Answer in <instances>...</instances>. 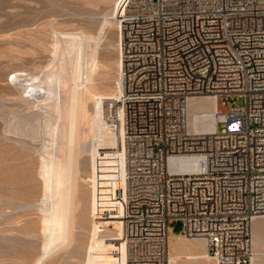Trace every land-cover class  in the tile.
Instances as JSON below:
<instances>
[{
	"label": "built area",
	"instance_id": "1",
	"mask_svg": "<svg viewBox=\"0 0 264 264\" xmlns=\"http://www.w3.org/2000/svg\"><path fill=\"white\" fill-rule=\"evenodd\" d=\"M116 6L121 91L101 113L113 144L96 152L109 193L94 219L119 223L125 264H168L176 221L215 264H250L252 221L264 220V0ZM207 96L216 128L191 131L188 100Z\"/></svg>",
	"mask_w": 264,
	"mask_h": 264
},
{
	"label": "rangeland",
	"instance_id": "2",
	"mask_svg": "<svg viewBox=\"0 0 264 264\" xmlns=\"http://www.w3.org/2000/svg\"><path fill=\"white\" fill-rule=\"evenodd\" d=\"M116 5V0H0V264H123L125 252L115 240L119 223L97 222L93 216L100 196L109 193L102 187L106 170L96 152L113 144L101 113L106 100L116 99L121 91ZM68 33L83 38L84 52L90 56L84 53L85 82L78 89L82 102L73 149L70 214L57 237L44 223L56 197L52 189L46 191L41 166L46 161L51 170L59 162L65 168L68 159L75 74L74 41L63 38ZM92 58L97 62L94 72L89 65ZM196 100L204 105L196 112L213 109L211 99ZM236 101L243 104L242 98ZM51 177L50 173V181ZM254 223L252 228L263 235V220ZM169 226L179 241L202 243L197 251H205L202 240L180 235L179 221ZM204 260L203 264H214ZM259 264H264V257Z\"/></svg>",
	"mask_w": 264,
	"mask_h": 264
},
{
	"label": "bare ground",
	"instance_id": "3",
	"mask_svg": "<svg viewBox=\"0 0 264 264\" xmlns=\"http://www.w3.org/2000/svg\"><path fill=\"white\" fill-rule=\"evenodd\" d=\"M118 0H116L117 2ZM117 7V6H116ZM120 9H116L117 16L119 15ZM63 38L71 39V41H74V66H75V74L73 78V89L71 92V101H70V107H69V125H68V159L66 162V167L62 168L61 163L56 162L51 167V170L48 168L47 162L44 161L42 163L41 169H42V176L44 177L45 187L46 191L48 189H52L54 197H56V202L54 205L49 207V213L44 217V223H47L48 227L47 229L51 234H55L57 237L62 234V228H66L68 217L70 214V207L72 203V193H73V181H72V159H73V149L75 146V137H76V123L79 118V94L78 89L83 84L82 82H85L84 80H81V72L83 69V57L84 56V45H83V38L77 34H63ZM87 53H85L86 56ZM89 54H87L88 57ZM93 55V54H92ZM90 56V55H89ZM95 58V57H94ZM94 58L91 59L90 64L87 61L86 64L90 65V71L92 68L96 70L97 62L96 64L93 62ZM96 61V60H95ZM94 63V64H93ZM91 65H95L91 67ZM118 66L120 69V59L118 62ZM86 67V66H85ZM84 70V69H83ZM89 71V73H90ZM94 72V71H93ZM87 72H85L86 74ZM92 73V72H91ZM89 80V76H84ZM87 80V81H88ZM84 84V90H88L85 93L89 92V89L85 87ZM83 87V85L81 86ZM87 88V89H86ZM92 95V93H91ZM85 96V95H84ZM83 98V97H82ZM202 98H209L210 101L213 104L214 112L208 111V112H202L199 113L196 112L197 109L204 108V105H202L198 100L199 98H192L188 100L187 104V125L188 128L194 132H200V133H210L212 132L217 125L218 116L216 115V112L218 110L217 103L214 98L212 97H202ZM85 104V103H84ZM81 106V105H80ZM82 108V107H81ZM85 110V108H82V110ZM85 113V112H84ZM83 114V112H82ZM86 115V114H83ZM82 115V116H83ZM86 117V116H85ZM83 118V117H82ZM87 120V119H86ZM208 132H203V131ZM101 144V143H100ZM100 144H98L100 146ZM98 149V146L96 144L95 150ZM172 162V159H170ZM171 164V163H170ZM194 167V161L191 159H183L180 161V164L178 168L183 170H193ZM50 173L52 174V180L50 181ZM258 219H254L252 221L253 223L256 222ZM263 220V219H261ZM264 222V220H263ZM255 224V223H254ZM264 227V225H263ZM255 228L251 227V242H252V254H251V262L250 264H259L260 258L264 257V232L263 235L256 233L257 231L254 230ZM264 230V229H263ZM50 234V236H51ZM183 236L182 234H180ZM184 238H187L183 236ZM179 236H172L171 233H169L168 236V264H185V263H191L196 262V264H203L205 262L204 259H213L208 255L206 244L202 239L195 238L202 240L204 242L205 251L199 252L198 249L203 248L202 243L195 244V243H187L186 241H179ZM169 245H170V254H169ZM254 247V252H253ZM188 250L194 251V253L188 252ZM214 263V261H213ZM123 264H125V257L123 258ZM215 264V263H214Z\"/></svg>",
	"mask_w": 264,
	"mask_h": 264
}]
</instances>
